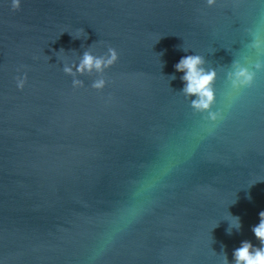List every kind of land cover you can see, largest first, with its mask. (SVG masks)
Instances as JSON below:
<instances>
[{
	"label": "water",
	"instance_id": "water-1",
	"mask_svg": "<svg viewBox=\"0 0 264 264\" xmlns=\"http://www.w3.org/2000/svg\"><path fill=\"white\" fill-rule=\"evenodd\" d=\"M257 39L264 0H0V264H232L241 241L259 247ZM108 47L106 87L74 88L64 64ZM185 55L215 73L208 111L182 91Z\"/></svg>",
	"mask_w": 264,
	"mask_h": 264
},
{
	"label": "clouds",
	"instance_id": "clouds-1",
	"mask_svg": "<svg viewBox=\"0 0 264 264\" xmlns=\"http://www.w3.org/2000/svg\"><path fill=\"white\" fill-rule=\"evenodd\" d=\"M21 0H11V7L19 9ZM215 0H208V4L212 5ZM83 34L82 30L75 35L79 38ZM85 38H86V34ZM264 41L255 40L253 47L260 48ZM118 53L115 48L108 47L107 53L104 55H94L91 50H85L79 57L78 63L64 64L62 71L65 75L72 77V86L74 88L83 87V81L77 79V75L95 73L97 78L91 83V88L97 92L102 91L107 81L104 73L113 67L118 61ZM257 69L261 67L259 63L255 65ZM175 71L182 73L181 80L183 82V93L186 96L195 97L191 106L196 111H208L214 102L213 83L215 73L206 71L204 68V60L199 55H185L179 59L174 65ZM235 71L232 74V86L234 88L250 87L253 83L254 74L239 64L234 65ZM75 69V71H74ZM26 77L21 76L16 80V87L19 90L24 88ZM210 118L215 120V114L209 113ZM259 222L251 228L253 236L259 241V247L254 246L250 241L244 240L240 242L239 247L232 252V264H264V210L259 212ZM216 225H213L215 227ZM235 227L239 230V217H232L230 228ZM223 264H229L227 256L223 257Z\"/></svg>",
	"mask_w": 264,
	"mask_h": 264
}]
</instances>
